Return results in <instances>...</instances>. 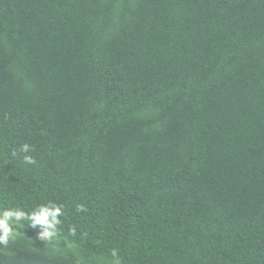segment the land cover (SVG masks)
Returning <instances> with one entry per match:
<instances>
[{
	"label": "trees",
	"instance_id": "16d2710c",
	"mask_svg": "<svg viewBox=\"0 0 264 264\" xmlns=\"http://www.w3.org/2000/svg\"><path fill=\"white\" fill-rule=\"evenodd\" d=\"M52 203L93 263L264 264V0H0V211Z\"/></svg>",
	"mask_w": 264,
	"mask_h": 264
},
{
	"label": "clouds",
	"instance_id": "9594fccd",
	"mask_svg": "<svg viewBox=\"0 0 264 264\" xmlns=\"http://www.w3.org/2000/svg\"><path fill=\"white\" fill-rule=\"evenodd\" d=\"M20 151L28 153L31 151V146L27 143L21 145ZM15 155V153H13ZM23 161L26 164H35L36 160L31 156H24ZM57 215H63L62 206L52 203V207L40 205L33 209L31 212H26L21 209L5 208L0 211V239L7 242L9 237L12 235V228L16 225L28 226L36 228L37 226L42 227V231L36 234V237L41 241H51L56 236L53 235V226L55 223H59L55 218ZM15 216V220L10 218ZM112 257H117L118 253L113 250L111 253ZM119 264V261H116Z\"/></svg>",
	"mask_w": 264,
	"mask_h": 264
},
{
	"label": "rangeland",
	"instance_id": "374dc122",
	"mask_svg": "<svg viewBox=\"0 0 264 264\" xmlns=\"http://www.w3.org/2000/svg\"><path fill=\"white\" fill-rule=\"evenodd\" d=\"M42 230H36L29 228L23 225H16L12 228V235L15 233L21 234L26 241L32 243L33 245H40L42 248H46L48 246H52L55 249V252L66 254L68 257L76 260L77 263L82 264H116V261L111 258H103L96 262H92L91 259L87 256L81 255L78 250L77 246L73 245L72 242L65 237L56 236L51 241H41L36 237V234ZM11 235V236H12ZM10 236V237H11ZM52 248V249H53Z\"/></svg>",
	"mask_w": 264,
	"mask_h": 264
}]
</instances>
